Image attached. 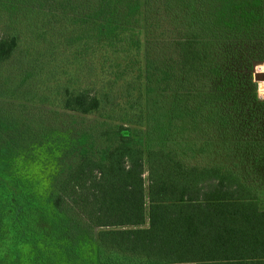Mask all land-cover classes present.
I'll list each match as a JSON object with an SVG mask.
<instances>
[{
	"label": "trees",
	"instance_id": "trees-1",
	"mask_svg": "<svg viewBox=\"0 0 264 264\" xmlns=\"http://www.w3.org/2000/svg\"><path fill=\"white\" fill-rule=\"evenodd\" d=\"M172 1L0 0L11 21L71 16L88 46L138 52L147 24L144 112L114 116L134 128L54 139L0 113V264H264V0H206L193 21L179 6L166 12L184 24L155 38L153 16ZM20 40L0 25V66L23 63ZM57 106L104 117L117 104L103 87L64 84Z\"/></svg>",
	"mask_w": 264,
	"mask_h": 264
},
{
	"label": "rangeland",
	"instance_id": "rangeland-1",
	"mask_svg": "<svg viewBox=\"0 0 264 264\" xmlns=\"http://www.w3.org/2000/svg\"><path fill=\"white\" fill-rule=\"evenodd\" d=\"M205 1L179 0L178 2L172 1L168 6L161 5L163 10L156 13L151 21L155 26L153 36L161 40L165 39L164 35L165 33L168 35L170 29L173 30L177 25L184 24L181 18L174 19L175 16H173L171 19L168 17L166 11L174 12L180 6V12L183 15H189L191 20L197 19L208 10ZM188 9H190L189 12H187ZM17 17L19 19L16 21ZM14 18L12 21L8 20L7 10L0 9V25L3 28V24H7L10 29L21 36L19 52H22L24 57L23 63L19 60H11L10 64L0 66V87L9 88L5 90V94L0 95L1 114L21 123L35 121L36 129L46 128L42 135L49 133L50 137L54 139L62 134L65 137L74 136L81 130H90L91 127H97L100 124L105 127L102 122L114 129L120 126L134 128L121 119H115L114 116L115 114L121 115L126 110L130 118L144 112L146 94L144 78L143 76L138 77L139 68L142 71L144 69V42L145 36H147V24L143 16L139 18L137 25L142 41V48L138 52H126L120 46L117 49L97 47L90 42V46H88L85 42L87 39H77L83 31V27L72 24V17L67 14L59 13L51 24L41 21L46 17L38 19L40 21L32 19L30 24L29 18L22 12H19ZM34 28L39 29L41 37L34 34ZM73 31L75 33H72ZM81 35L87 36V34ZM126 66H130L129 68L132 70L129 75L121 77L114 86H110L107 81L115 80L116 75H120ZM254 72H264V65H256ZM130 81L133 88H128ZM64 84H69L71 88L75 89L92 86L103 87L104 91L109 92V98H112L117 106L114 111L109 112V116L104 115V117L97 115L83 117L71 112L63 114L60 107L57 106V98L60 86ZM15 88L19 92L22 91L23 95L10 96L9 94L15 92ZM199 90L195 88L194 91ZM140 92L143 96L141 105L130 108L128 100L134 102ZM257 92L260 98L264 99V81L257 82ZM182 133V126L177 130L170 131L174 137H179ZM214 134L216 132L212 133V135ZM199 135L205 136L207 133L201 131ZM257 188L258 190L263 189L259 186ZM261 192L264 200V190ZM113 260L116 263L123 262L120 257L118 259L114 257Z\"/></svg>",
	"mask_w": 264,
	"mask_h": 264
},
{
	"label": "water",
	"instance_id": "water-1",
	"mask_svg": "<svg viewBox=\"0 0 264 264\" xmlns=\"http://www.w3.org/2000/svg\"><path fill=\"white\" fill-rule=\"evenodd\" d=\"M254 77L256 82L264 81V72H256Z\"/></svg>",
	"mask_w": 264,
	"mask_h": 264
}]
</instances>
